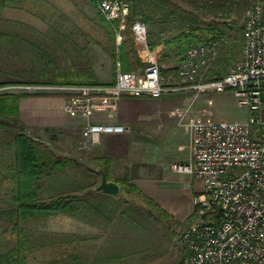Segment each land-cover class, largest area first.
I'll use <instances>...</instances> for the list:
<instances>
[{
    "label": "rangeland",
    "instance_id": "374dc122",
    "mask_svg": "<svg viewBox=\"0 0 264 264\" xmlns=\"http://www.w3.org/2000/svg\"><path fill=\"white\" fill-rule=\"evenodd\" d=\"M136 1L145 11V15L153 18L152 22L146 23L148 46L151 39L164 40L168 37L176 36L182 31L192 29L195 26L194 23L198 24L199 28L205 29L207 23L214 19L227 20L232 25L242 28L240 30L237 28L233 30L225 29L228 36L226 43L209 67L208 73L204 75L205 79L222 77L228 73L233 63L240 59L245 14L247 8L254 0H222L223 6L221 5L220 7L210 0ZM6 2L8 4L21 5L24 10H28L33 16L51 23H49V27L44 28V31L45 33H53L52 39L46 37L45 42L38 44V48L29 43L21 45L22 49L25 50L26 47L29 49L30 64L35 65L37 63L39 66L38 68L31 67L30 72L43 70L45 73L48 71L49 75L57 76V74H60L61 80L64 77L69 78L68 74L74 76L77 73L88 76V70L92 74H94L95 70H98L101 73V77L103 76L104 78L110 75L113 76L116 64L114 53L117 51V44L116 39L111 35L109 26L99 11L98 0H6ZM2 15H4V11H0V18L3 19ZM202 35L207 36L205 32ZM125 40L129 45H133L136 48L138 42L133 39L129 30H125L123 34V42ZM121 46L119 55L121 54ZM137 47L140 49L139 54L143 60L142 62H144L146 54H148L146 46L138 43ZM135 55L137 56L138 53ZM180 60L179 56H176L171 62L165 61L164 64L158 60L161 67L165 69L163 76L172 86L179 85V68L177 65ZM19 62H21V59L18 60ZM169 66H172L169 68L171 70L167 69ZM91 79H94V77H89V81H95ZM10 85L6 84L5 86ZM2 91L24 93L28 89L16 85L13 88H4ZM173 92L181 93L178 97H182L179 105L173 106L168 110L169 116L176 121L174 132L177 131L181 134L178 128L180 125L178 124L176 112L190 104L194 113L206 107L207 116L214 120L237 121L247 118V111L239 107L234 94L229 90L223 93L216 91L199 93L191 89ZM158 115H161V112ZM261 117L264 119V109ZM143 118V124L136 125V128L140 129H137L138 131L134 129L133 134V143L140 145V147L134 146L135 149L131 156L132 159L135 158L137 161H140L141 158L144 159L143 162L150 166L149 172H153L156 170L157 162L170 159L163 157V150L166 151L168 156L174 150L172 148L165 150V146L162 143L164 138L160 139V137H165V130L163 128L158 131L150 130L151 125L147 124L150 118ZM145 118L149 119L145 120ZM177 124L179 125L178 127ZM79 132L80 129H77V143L80 138ZM126 133L131 134L132 131L130 130ZM144 153L148 155H143ZM130 158L127 159L130 160ZM149 159L150 161H147ZM189 160L190 158L184 161H170L168 167L172 171L174 163H186ZM81 167L84 168V166ZM4 174L6 177H4ZM67 174L69 177L74 175L80 178L83 173H74L73 171ZM68 175L64 178H68ZM5 178L6 181L10 179L7 173L0 172V180ZM167 182L172 184L170 189L177 191V197L185 200V202H182L181 212L184 218L181 219V223L176 222L174 218L170 220L164 218H161L162 220L155 219L146 212L143 204H137V210L132 211L137 213L135 219L130 214L131 217L127 216L125 220H118L116 214H113L110 222L107 219H100V216L93 217L97 214L95 210L91 212L92 214H87L86 212L82 216H72L65 213L54 215L38 214L23 221V227L30 238V244L39 245L22 256L25 259V263L100 264L93 256H102V258H105L102 259L103 261L108 260L109 257L114 258L111 263L110 261H105L103 264H143L147 259L152 260L166 253V255L161 257L162 259L152 263L178 264L184 252V245L181 241L183 231L198 221L202 213L205 212L204 210L194 212L196 206L192 198V202L188 199L190 198L189 190H193L195 187L202 189V183L189 174L179 175L170 172L168 173ZM176 183H180V185H175ZM181 187L183 188L180 189ZM14 193V188L0 187V252L7 251L14 246L13 222L3 219L4 212L1 210L15 205L13 202L11 203V200L14 199ZM99 193L95 197L89 198L88 201H90L91 206L93 205L91 209H94V207L101 209L104 206V198L102 199V197L105 194L101 191ZM125 195L131 198L129 194ZM124 206L122 205L121 207ZM108 210L110 212V209ZM216 214L217 211L210 213L208 216L209 220H214V215ZM102 233L106 244H109L108 247L111 249L109 252L106 247L103 251H100L101 248H95V245L102 244ZM161 235H165V238H160ZM85 236H94V238L85 240ZM131 239H133L134 245L128 244ZM40 243L44 244L40 245ZM132 247L135 248L133 249L134 252H130ZM119 254H124V258H121L122 256L118 257Z\"/></svg>",
    "mask_w": 264,
    "mask_h": 264
},
{
    "label": "built area",
    "instance_id": "2783aa9c",
    "mask_svg": "<svg viewBox=\"0 0 264 264\" xmlns=\"http://www.w3.org/2000/svg\"><path fill=\"white\" fill-rule=\"evenodd\" d=\"M98 7L115 31L118 70L113 83L11 84L7 88L20 85L32 94H65V111L83 121L80 149L92 148L104 134L131 130L129 125L94 119L97 113L115 109L123 96L160 98L188 89L231 91L239 107L247 111L245 120H214L207 116L206 107L194 113L191 104L176 112L178 124L190 136L191 157L189 162L174 163L172 171L201 181V192L193 203L208 213L183 231L184 252L178 264H264V0H254L247 8L242 54L227 74L204 78L223 45L222 40H211L189 47L179 66L177 86L168 84L147 48L148 29L141 20L133 22L132 30L135 41L148 51L145 65L122 70L119 49L130 4L98 0ZM214 211L215 219L209 220Z\"/></svg>",
    "mask_w": 264,
    "mask_h": 264
},
{
    "label": "crops",
    "instance_id": "0c3cea01",
    "mask_svg": "<svg viewBox=\"0 0 264 264\" xmlns=\"http://www.w3.org/2000/svg\"><path fill=\"white\" fill-rule=\"evenodd\" d=\"M0 11H4V15H2L4 18H0V94L3 92L2 89L9 87L5 86L6 84H82L83 80L89 81L85 80L87 77H94L93 80L95 81L93 83L99 84H111L115 81L118 70L117 64H115V73L113 76L110 75L107 78L101 77V73L98 70H95L92 76L90 70L88 76L77 73L74 76L68 74L69 78L64 77L62 80L60 74H57V76L49 75L48 71L45 73L43 70L40 72H30L31 67L38 68L39 66L37 63L35 65L30 64L29 49L26 47L24 50L21 45L29 43L38 48V44L45 42L46 37L52 39L53 33H45L44 31L45 27L50 26V22L48 23L43 19H38V17L30 14L28 10H24L21 5L15 3L0 6ZM128 25L127 23L125 30H131L133 36L131 26ZM166 39H151L150 41L153 44L156 43V47L150 50V52L163 64L165 61L171 62L174 59V57L164 59L162 56L168 52L165 47ZM242 44L243 42L241 40V47ZM147 48L150 49L148 44ZM136 53L134 48L126 40L122 43L121 54L119 55V60H121L120 68L122 70H137L145 65L142 62L143 60L140 54L138 53L136 56ZM19 59H21V62L18 63ZM116 59H118L117 55ZM179 62L177 65L178 68L183 61ZM171 67L169 66L167 69L171 70L169 69ZM169 84L171 83L169 82ZM179 95H181L179 92H168L160 98L123 96L118 101L115 109L104 113H97L94 115V119L100 122L129 125L132 133L104 134L101 136L100 141L88 152L77 148L76 130L80 129L79 137H81L83 121L79 116L68 114L65 111L64 105L67 100L65 94H35L20 97L18 100L19 114L16 116L6 115L0 118L4 120L0 121V172L7 173L10 178L9 181H6V178L0 180V187H11L12 189L16 186L14 137L24 127L36 140L38 147L48 148L50 150V152H45V156L50 160L55 161L59 158H66L70 161V164L78 162L83 166L84 163L95 166L97 170L101 169L100 165L105 164L104 161L101 162V159L108 157L111 160V166L107 175L109 180L128 179L142 192L151 197L157 205H160L166 212L170 213L176 222L181 223V219L184 218L181 212L182 202H185V200L178 198L176 195L177 191L170 189L172 184L167 182L169 172L177 174L170 171L168 167L170 161L188 160L191 154L190 136L178 124L177 127L179 126L178 128L181 134L177 131L174 132L176 129V121L168 114V110L171 107L179 105L180 99L182 98L178 97ZM8 106H10V103L5 102L4 109H7ZM160 112L161 115H158ZM143 117L150 118H145V120L149 119L147 124L151 125L150 130L158 131L162 130V128L165 130V137H160V139L164 138L162 143L165 146V150L169 148L174 150L169 156L163 150V157L170 159L167 161L160 160L159 163L157 162L156 170L153 172H149L150 166L146 162H143L144 159L141 158L140 161H137L135 158L132 159L131 156L136 145L140 147V145L133 143V134L134 129L135 131L140 129L136 128V125L143 124ZM143 155L148 154L144 153ZM129 157H131V161L127 159ZM147 161H150V159ZM51 171L50 176L41 180L40 185H42L43 189L55 187V184H60L62 178L61 171L52 168ZM73 171L74 168L72 166V170L69 168L66 172L70 173ZM4 177H6L5 174ZM175 185H180V183H176ZM200 190L201 188L197 189L196 187L193 190H189L190 198L188 199L191 200L192 198L193 200L194 196L200 194ZM114 197L119 199L117 196ZM12 202L15 204L14 199L11 200ZM14 206L1 210L4 213L10 212ZM95 215L93 217L100 216V219L105 220L107 219L105 215H109V210H101L100 213ZM123 215L124 212L121 210L116 213V218L118 220H125ZM161 218L164 217H162V214H159L158 219L162 220ZM103 233L101 234V239H103L102 244L95 245V248H101L100 251H103L106 247V250L108 248L109 252L111 249L108 247L109 244H106ZM160 238H165V235H161ZM128 244L134 245L135 243L131 239ZM133 249L135 248L132 247L131 250L134 251ZM163 255H166V253L152 260L147 259L143 264H153L152 262L162 259L161 257ZM93 257L100 264L105 263V261H110V263L112 261L109 259L110 257L104 261L102 259L105 258H102V256Z\"/></svg>",
    "mask_w": 264,
    "mask_h": 264
},
{
    "label": "trees",
    "instance_id": "16d2710c",
    "mask_svg": "<svg viewBox=\"0 0 264 264\" xmlns=\"http://www.w3.org/2000/svg\"><path fill=\"white\" fill-rule=\"evenodd\" d=\"M126 1H130L128 26H131L133 21L139 18H142L140 20L145 23H150L153 21L152 17L145 15V11L136 3V0ZM167 1L169 2V0ZM210 1H212V3H214L218 7H220L221 5L223 6L222 0ZM6 5H8V2H6V0L0 1V6ZM194 25L195 26L192 27V29L182 31L178 35L169 37L165 40V47L168 52L162 55L164 59L172 57L175 58L176 56H179V58H181L180 61H184L186 52L191 45L208 43L211 40H222L223 48L226 43V38L228 37L225 29L233 30L237 28L238 30H240L241 28L232 25L230 21L216 19L209 21L205 29L199 28L198 24L194 23ZM108 26L111 35L115 38V31L112 25L108 24ZM129 31L131 33V30ZM204 32L207 36L202 35L204 34ZM137 44L136 48L133 45L131 47H134V50L139 53L140 49H138ZM155 47L156 43H149V48L151 50ZM114 54L116 56V52ZM164 71L165 69L161 68V72L163 73ZM88 78L89 77H87V79L85 80H89ZM83 82L93 83V81L84 80L82 81V83ZM35 94L39 93L32 94L27 92L0 94V118L6 115H18L19 98ZM5 102L10 103V106H8L7 109H4ZM1 120L2 119H0V121ZM14 148L16 155V186L14 188L15 206L10 212L4 213L3 216V219L13 222L12 234L14 235V246L7 251L0 252V264H26L25 259L22 256L27 251H30L39 245L30 244V238L26 233V229L23 227V221H25L26 218L36 216L38 214L54 215L65 213L72 216H82L86 212L87 214H92L91 212L95 210L97 213H100L101 210H108L109 208V215H105V217L110 222L111 216L113 214H116L117 212H120L121 210L124 212V219L127 218V216H130V214H132L134 216L133 219H135V217H137V213H134L132 211L137 210V204L140 203V205H144L146 212H148V214L155 219L159 218V214H162V217L167 220L172 218V215L170 213L166 212L160 205H157L151 197L142 192L135 184H133L128 179L116 180V182L121 185V191L117 195H112L101 191L103 192V194H105L102 197V199L104 198V206L101 209H96L95 207L94 209H91L93 208V205L91 206L90 201H88L89 198L95 197L96 195L100 194V191L96 190L95 187L100 183L101 174L96 170L95 166L86 165L83 163L84 168H82L81 163L76 162L75 164H70V161L66 158H59L55 161L48 159L45 156V152H50V150L48 148L38 147L36 140L27 132L24 127L14 137ZM77 148L80 149L78 143ZM91 149L92 148L81 150L84 152H88ZM103 161L105 164L100 165V167L108 175L109 168L111 166V160L108 157H103L101 159V162ZM72 166L74 168V173H83L81 174L80 178L74 175H71L70 178H64L66 175H68L66 171L69 168L72 170ZM51 168L61 171L62 178L60 184H55V187L43 189L42 185H40L41 180L51 175ZM125 194H129L131 198L127 197ZM114 196H117L119 199H116ZM122 205L125 206L121 207ZM198 210L201 209L199 206H196L194 212ZM84 238L85 240H88L94 238V236H85ZM43 244L44 243H40V245ZM130 252H132V250H130ZM124 256V254H119L118 257L124 258ZM110 260H114V258L110 257Z\"/></svg>",
    "mask_w": 264,
    "mask_h": 264
},
{
    "label": "water",
    "instance_id": "95a60500",
    "mask_svg": "<svg viewBox=\"0 0 264 264\" xmlns=\"http://www.w3.org/2000/svg\"><path fill=\"white\" fill-rule=\"evenodd\" d=\"M97 170L101 174V180L100 183L95 187V189L112 195L119 194L121 191V185L114 180H109L107 173L103 169H97ZM207 214H208L207 212L204 213L202 215V218L206 219Z\"/></svg>",
    "mask_w": 264,
    "mask_h": 264
},
{
    "label": "bare ground",
    "instance_id": "6f19581e",
    "mask_svg": "<svg viewBox=\"0 0 264 264\" xmlns=\"http://www.w3.org/2000/svg\"><path fill=\"white\" fill-rule=\"evenodd\" d=\"M104 18V17H103ZM105 20V19H104ZM136 20H139V19H136ZM136 20H134V21H136ZM106 21V20H105ZM133 21V22H134ZM107 22V21H106ZM108 23V22H107ZM109 24V23H108ZM133 24V23H132ZM131 29H132V25H131ZM132 32H133V30H132ZM147 37H148V31H147ZM163 75V74H162ZM169 84V83H168ZM169 85H171V84H169ZM175 86H177V85H175ZM196 206H199L200 207V209H201V206L200 205H196Z\"/></svg>",
    "mask_w": 264,
    "mask_h": 264
}]
</instances>
